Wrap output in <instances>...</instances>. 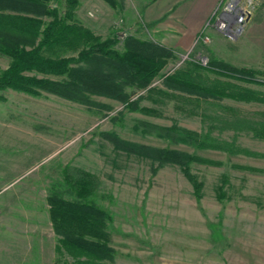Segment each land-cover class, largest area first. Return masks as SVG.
I'll return each instance as SVG.
<instances>
[{"label":"rangeland","instance_id":"1","mask_svg":"<svg viewBox=\"0 0 264 264\" xmlns=\"http://www.w3.org/2000/svg\"><path fill=\"white\" fill-rule=\"evenodd\" d=\"M79 1L76 22L103 40L117 36L118 50L127 36L154 41L138 13L145 0H117L116 7L106 0ZM246 3L251 18L263 0ZM52 5L63 13L66 3ZM243 29L231 37L212 30L204 33L209 41L195 44L196 38L189 51L173 50L148 86L127 87L136 109L103 95H91L97 104L88 105L49 92L0 91V264H54L57 234L48 195L64 188L66 168L99 180L95 200L112 216V264H264V139L248 129L264 123V102L200 96L164 83L176 69H194L200 56L259 70L264 82V53L244 42ZM10 62L0 52V73ZM198 71L208 82L229 80ZM236 82L264 92V84ZM140 122L210 135L256 153L172 143L144 132ZM112 135L197 156L188 167L199 189L179 164L160 165L117 148Z\"/></svg>","mask_w":264,"mask_h":264},{"label":"trees","instance_id":"2","mask_svg":"<svg viewBox=\"0 0 264 264\" xmlns=\"http://www.w3.org/2000/svg\"><path fill=\"white\" fill-rule=\"evenodd\" d=\"M53 1L0 0V52L11 57L8 67L0 73V91L11 88L35 95L49 92L88 105L97 104L91 99L95 94L120 100L132 109L138 108L127 87L148 86L174 55L173 49L131 35L126 37L124 48L118 50L115 48L117 36L103 40L76 22L79 0H65L63 13L52 5ZM106 1L112 7L118 3L117 0ZM72 54L76 56H69ZM201 68L229 80L216 78L208 82L202 79L198 71ZM259 73V70L211 59L207 66L198 62L194 69H176L164 77V83L169 88L200 96L264 102V92L236 82L264 84ZM140 123L144 132L156 133L172 143L256 153L195 131ZM248 129L255 137L264 139L263 122L252 123ZM110 138L117 148L150 157L160 165L179 164L188 178L195 181L188 162L200 159L197 156L130 143L113 135ZM64 183L63 189L54 188L48 195L49 215L57 234L54 264H112L115 250L108 231L112 216L95 200L99 187L97 176L84 169L66 168ZM194 184L198 190L197 181Z\"/></svg>","mask_w":264,"mask_h":264},{"label":"crops","instance_id":"3","mask_svg":"<svg viewBox=\"0 0 264 264\" xmlns=\"http://www.w3.org/2000/svg\"><path fill=\"white\" fill-rule=\"evenodd\" d=\"M220 1L145 0L144 3L137 4V8L140 9V22L151 39L177 53H184L193 47L195 39L201 34H212V30H219L214 25L206 26L214 19ZM243 37L252 50L264 53V0L261 8L244 26Z\"/></svg>","mask_w":264,"mask_h":264},{"label":"built area","instance_id":"4","mask_svg":"<svg viewBox=\"0 0 264 264\" xmlns=\"http://www.w3.org/2000/svg\"><path fill=\"white\" fill-rule=\"evenodd\" d=\"M246 1L251 3L252 0H221L215 10L214 19L207 24L206 28L214 25L230 37L235 36L250 19L251 11ZM207 41H209V36L203 33L197 37L195 44ZM200 59L202 64H207L206 57L200 56Z\"/></svg>","mask_w":264,"mask_h":264}]
</instances>
